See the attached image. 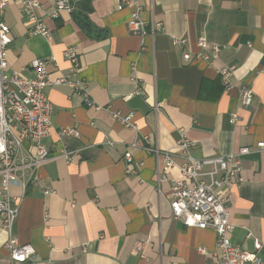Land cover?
<instances>
[{
  "label": "crops",
  "instance_id": "0c3cea01",
  "mask_svg": "<svg viewBox=\"0 0 264 264\" xmlns=\"http://www.w3.org/2000/svg\"><path fill=\"white\" fill-rule=\"evenodd\" d=\"M10 1L2 14L14 33L9 66L29 78L35 59L55 57L45 90L53 130L44 145L51 153L73 152L69 162L48 160L20 199L12 236L34 248L23 264H216L215 232L175 220L170 183L157 187L162 155L148 147L173 149L180 131L196 158L249 147L244 180L226 190L231 241L246 251L254 250L253 237L264 243V150L256 147L264 142V0H136L148 20L162 23L154 37L129 31L131 7L117 10L118 0H70L72 13L44 17L47 37L29 35L17 0ZM38 1L47 10L54 5ZM173 36L187 44L173 46ZM198 37L220 50L206 60H185L183 51L200 52ZM67 47L76 53V66L63 55ZM222 68L230 70V90ZM243 86L252 89L248 106L239 102ZM136 87L140 93L127 97ZM153 102L162 103L157 112ZM115 112L131 114L135 127L114 119ZM232 113L238 115L234 124ZM67 128L79 136L60 135ZM171 175L180 177L175 169ZM9 192L21 195L17 185ZM8 237L0 218V264H12ZM138 242L142 254L134 251ZM257 255L264 262V247Z\"/></svg>",
  "mask_w": 264,
  "mask_h": 264
},
{
  "label": "built area",
  "instance_id": "2783aa9c",
  "mask_svg": "<svg viewBox=\"0 0 264 264\" xmlns=\"http://www.w3.org/2000/svg\"><path fill=\"white\" fill-rule=\"evenodd\" d=\"M10 0H0V218L2 227L9 237L6 247L12 264H23L34 253L30 244H19L12 236V228L19 212L20 199L25 195L28 185H35L40 179V168L50 159L61 157L70 161L72 151L62 149L59 153H51L44 145V139L53 130L52 104L45 94L50 85L48 67L54 64L53 55L48 58H37L31 63L32 76L23 77L18 71L11 69L8 63L9 47L14 39L13 30L3 21L4 9ZM19 8L28 24L29 35L47 37L49 32L44 23V17L55 18L61 12L72 13L70 0H53L50 10L44 8L38 0H17ZM131 7L128 28L138 35H150L163 29L162 23L145 17L144 8L136 0H118L116 9ZM173 46L181 47L187 44L182 37L171 38ZM200 52L193 57L187 51L182 52L185 60L202 58L218 53L220 46L208 42L204 37L196 41ZM63 55L76 66L77 56L72 47H67ZM225 90L233 85L229 82L230 70L222 68L218 71ZM64 79L57 80V83ZM78 87L77 84L73 85ZM140 93L136 87L127 97ZM238 98L241 105L248 106L252 101V89L240 87ZM162 103L153 102L151 108L157 112ZM131 114L126 117L120 113H113L112 117L121 121L124 126H135L131 123ZM238 119L237 113H232L229 122L234 124ZM79 136L74 128L60 131V135ZM193 143L184 131L176 140L173 149L159 151L155 147H148L155 154L162 155V169L157 172V187L160 183H170V209L172 217L180 220L186 227L211 229L216 234V244L213 255L216 264H264L257 255V251L264 247L258 238L253 237V251H246L231 241L234 228L227 209L226 190L232 189L244 179L242 175V159L251 150L241 147L234 153L221 156L196 158L191 155ZM258 151L264 150V142L256 143ZM177 158L181 161L178 162ZM127 162L132 160L129 153L124 154ZM130 167V166H129ZM128 168L127 170H129ZM175 169L180 177L167 176V172ZM17 185L21 195L9 192L10 186ZM47 193V191H46ZM252 236L251 233H248ZM197 250L206 254L204 247ZM135 253L142 254V243H136ZM143 256V255H142Z\"/></svg>",
  "mask_w": 264,
  "mask_h": 264
},
{
  "label": "water",
  "instance_id": "95a60500",
  "mask_svg": "<svg viewBox=\"0 0 264 264\" xmlns=\"http://www.w3.org/2000/svg\"><path fill=\"white\" fill-rule=\"evenodd\" d=\"M80 19H81L82 21H84V19H83L82 17H80Z\"/></svg>",
  "mask_w": 264,
  "mask_h": 264
}]
</instances>
